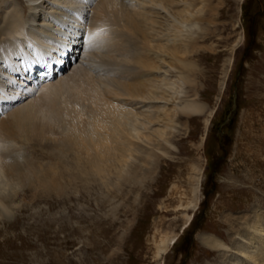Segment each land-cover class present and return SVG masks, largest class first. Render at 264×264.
Segmentation results:
<instances>
[{"label": "bare ground", "instance_id": "1", "mask_svg": "<svg viewBox=\"0 0 264 264\" xmlns=\"http://www.w3.org/2000/svg\"><path fill=\"white\" fill-rule=\"evenodd\" d=\"M25 1L23 10L16 0H0V110L16 102L0 118V220L13 228L19 217L12 212L23 205L44 200L52 207L53 197L64 202L71 191L89 194L93 188L100 190L101 202L109 201L123 185L140 189L151 179L167 153L169 122L185 126L207 108L197 94L193 57L210 48L199 39L211 35L209 24L220 5L219 0ZM86 6L89 13L82 10ZM102 29L106 34L93 40L101 43L90 48V35ZM70 30L71 54L70 39L61 42ZM79 31L85 35L82 45ZM23 62L26 72L19 78L17 65ZM61 62L65 65L56 66ZM36 69L33 83H24ZM171 71L174 78L165 73ZM195 169L189 190L173 183L168 193L177 198L172 208L183 213L184 228L201 192ZM249 197L256 200L250 211L222 216L225 234L197 236L202 255L214 254L219 264H264V211L254 193L242 194V201ZM171 239L155 241L154 257H165Z\"/></svg>", "mask_w": 264, "mask_h": 264}, {"label": "rangeland", "instance_id": "2", "mask_svg": "<svg viewBox=\"0 0 264 264\" xmlns=\"http://www.w3.org/2000/svg\"><path fill=\"white\" fill-rule=\"evenodd\" d=\"M16 1L23 10L28 7L25 0ZM218 3L209 24L211 35L199 39L210 48H200L193 57L197 94L207 108L187 118L185 126L169 122L173 128H167L172 130L167 153L159 158L151 179L140 189L123 185L120 193L109 194V201L101 202L100 190L93 188L89 194L71 191L64 202L53 197L52 207L39 200L15 209L12 218L19 217L15 229L0 220V264H219L214 254L202 255L204 247L197 236L224 233L226 226L219 225L224 214L250 211L256 200L249 197L243 202L246 192L255 194L264 211V0ZM82 10L89 13L88 6ZM80 32L82 45L85 35ZM72 37L70 30L61 41L66 45L70 39V54ZM81 45L71 64L78 60ZM25 64L17 65L22 71L19 78L25 74ZM38 73L34 70L24 83L32 84ZM165 73L174 78L173 71ZM13 93L9 90L6 95ZM12 104L2 107L1 119ZM195 167L201 192L195 210L188 211L191 224L184 228L183 213L172 208L177 198L168 193L173 183L178 190H189ZM164 204L167 209L161 207ZM112 205L117 206L111 210ZM165 236L172 237L170 248L159 259L154 257L155 241ZM227 253H233L232 248Z\"/></svg>", "mask_w": 264, "mask_h": 264}, {"label": "snow or ice", "instance_id": "3", "mask_svg": "<svg viewBox=\"0 0 264 264\" xmlns=\"http://www.w3.org/2000/svg\"><path fill=\"white\" fill-rule=\"evenodd\" d=\"M104 34H106V33H105V30H103V29L100 30L99 32L91 34L89 37V47L90 48L98 47L99 44L101 43V41L97 40L95 43H93V40H95V38L102 36Z\"/></svg>", "mask_w": 264, "mask_h": 264}, {"label": "water", "instance_id": "4", "mask_svg": "<svg viewBox=\"0 0 264 264\" xmlns=\"http://www.w3.org/2000/svg\"><path fill=\"white\" fill-rule=\"evenodd\" d=\"M231 104H233V101L231 102Z\"/></svg>", "mask_w": 264, "mask_h": 264}]
</instances>
